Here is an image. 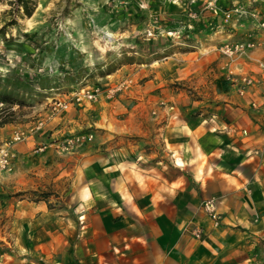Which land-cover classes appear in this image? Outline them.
<instances>
[{"label":"crops","instance_id":"1","mask_svg":"<svg viewBox=\"0 0 264 264\" xmlns=\"http://www.w3.org/2000/svg\"><path fill=\"white\" fill-rule=\"evenodd\" d=\"M257 55L236 69L259 80L245 97L222 90L221 74L206 79L218 102L204 100L194 113L141 97L121 121L104 102L51 120L52 137L93 128L96 141L64 164L72 186L56 208L0 192V264H244L248 240L263 228L255 218H264V74ZM51 146L17 145L15 172L0 175V189L12 183L21 191L22 170ZM212 198L219 227L201 208ZM196 226L201 239L192 235Z\"/></svg>","mask_w":264,"mask_h":264},{"label":"rangeland","instance_id":"2","mask_svg":"<svg viewBox=\"0 0 264 264\" xmlns=\"http://www.w3.org/2000/svg\"><path fill=\"white\" fill-rule=\"evenodd\" d=\"M20 2L0 3V146L18 131L26 138L13 147V172L0 175L15 172L17 145L33 141L37 150L52 148L50 153L38 152L30 160L33 165L22 170L26 183L21 191L12 183L0 189L9 196L47 200L56 208L70 190L72 177L64 176V164L95 143L96 130L69 127L52 137L51 120L104 102L121 121L130 102L141 97H159L194 113L204 100L218 102L215 84L209 87L206 79L214 81L222 74V90L234 88L240 96L236 80L255 76L236 69L248 68L255 53L261 58L255 65L264 74V0H28L30 16ZM226 44H242L244 51L225 55ZM84 88L98 90L97 99L75 104L73 93ZM57 99L72 102L69 110L54 113ZM38 122H44L43 128L32 131ZM84 135H92V141L75 151L64 150L67 139ZM255 220L263 228L248 240L244 264H264V218Z\"/></svg>","mask_w":264,"mask_h":264},{"label":"built area","instance_id":"3","mask_svg":"<svg viewBox=\"0 0 264 264\" xmlns=\"http://www.w3.org/2000/svg\"><path fill=\"white\" fill-rule=\"evenodd\" d=\"M230 18V14L226 15V19ZM254 46L253 44H248V47ZM223 53L228 56H233L235 53H241L244 51V45H229L226 44L223 48ZM261 69L264 72V64L260 65ZM236 82L238 83V93L240 96H244L248 89L255 87L259 80L255 77L250 75H243L241 78L237 79ZM98 96V90L84 88L79 91L73 93L72 101L75 104H81L84 101H95ZM72 102L69 101H62V100H54L53 102V111L54 113L68 111L71 107ZM264 106V102H263ZM252 107L254 109H258L259 106L253 104ZM44 122H38L35 128L32 131H39L43 128ZM25 134L22 132H15L11 138V141L5 143L4 145L0 146V173H12L14 170V161H15V153L13 151V147L15 144L20 143L25 140ZM93 139L92 135H84V136H75L69 138L65 141L64 150L67 151H75L79 148L83 147L84 145L90 143ZM203 212L210 218L213 222L214 227H219L222 223V216L218 212L217 207V200L216 199H208L202 203L201 206ZM192 235L197 238L201 239L202 237V228L196 226L192 230Z\"/></svg>","mask_w":264,"mask_h":264},{"label":"trees","instance_id":"4","mask_svg":"<svg viewBox=\"0 0 264 264\" xmlns=\"http://www.w3.org/2000/svg\"><path fill=\"white\" fill-rule=\"evenodd\" d=\"M2 2V0H0V3ZM22 5L21 7L24 9V11L26 12V15L30 16L32 14V12L29 10L27 4L29 3L28 0H21ZM5 103H8V104H14V100L10 99L9 97H3L1 98ZM19 104V102H18Z\"/></svg>","mask_w":264,"mask_h":264}]
</instances>
